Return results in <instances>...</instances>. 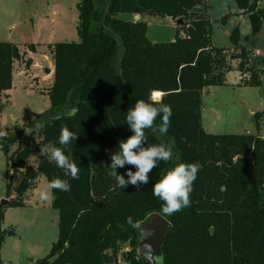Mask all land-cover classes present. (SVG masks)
I'll return each instance as SVG.
<instances>
[{"label": "trees", "instance_id": "16d2710c", "mask_svg": "<svg viewBox=\"0 0 264 264\" xmlns=\"http://www.w3.org/2000/svg\"><path fill=\"white\" fill-rule=\"evenodd\" d=\"M259 1L237 0L254 31L264 18ZM77 8L79 41L49 45L54 63L51 108L26 125L35 127L29 141L40 131L39 152L45 145L62 147L58 142L62 126L78 134L72 154L79 179L70 180L71 192L53 190L56 199L51 204L59 210V234L39 263L119 264L120 247L128 243L129 249L122 252L124 261L152 264L140 255L138 228L127 218L140 224L152 213L162 214L163 202L153 195L154 183L177 163L199 162L202 167L190 206L171 216L162 214L171 222L162 246L163 264H264V137L211 133L202 123L203 89L226 84L231 70L239 72L241 84L263 85L264 55L212 43L210 0H110L105 12L96 8L94 0H79ZM122 12L183 18L184 24H178L173 40L153 42L147 36V21L125 20L118 17ZM232 40H239L237 28ZM120 43L123 53L118 58ZM28 50L36 52L37 44L30 43ZM23 54L16 43L0 41V93L11 89L14 64ZM154 89L166 94L164 103L171 105L173 114L168 132L162 135L165 142L146 129L145 147L168 146L171 141L176 159L158 161L149 183L139 190L132 185L121 189L109 175L110 153L133 134L125 122L128 109L140 99L148 101ZM160 123L158 116L155 125ZM19 138L20 134L0 136V150L12 169L9 201L0 208V221L6 207L26 205V196L41 175L49 182L56 177L69 179L41 154L26 166L35 148L27 143L12 150ZM129 169L136 171L125 165L117 172L127 179ZM15 177H19L17 185Z\"/></svg>", "mask_w": 264, "mask_h": 264}, {"label": "rangeland", "instance_id": "374dc122", "mask_svg": "<svg viewBox=\"0 0 264 264\" xmlns=\"http://www.w3.org/2000/svg\"><path fill=\"white\" fill-rule=\"evenodd\" d=\"M110 0H94L99 11L107 9ZM253 1V0H252ZM79 0H0V41L16 42L23 59L14 64L12 87L8 94L0 93V132L5 136L20 134L14 150L19 144L30 143L34 148L26 166L33 165L39 157L38 143L42 140L40 131L29 141V134L35 127H27L30 120L51 108L49 88L52 54L49 45L55 42L79 41L77 32ZM227 3L225 10L222 5ZM209 12L212 24L211 41L219 47L246 49L264 55V18L258 31H254L251 20L239 8L237 0H210ZM258 7L264 9V0ZM118 17L131 20L127 12ZM148 23V38L155 42H167L175 38L178 24L171 18L159 15H144ZM239 31V40L234 43L232 34ZM51 42V43H49ZM38 45L28 63V46ZM123 53L120 43L118 58ZM54 64V63H53ZM238 82V84H237ZM236 83V84H235ZM236 71L228 75V83L206 86L202 93V123L211 133H257L264 137V84L248 86L239 84ZM255 113H259L257 117ZM36 126V125H35ZM161 142L163 136L155 131ZM176 153L173 143L169 145ZM12 174L7 154L0 150V208L7 198V181ZM19 177L13 184L17 185ZM49 181L41 175L33 190L26 196V205L6 207L4 218L0 221V264H40L39 261L51 251L59 234V210L50 202H41L36 196L39 188ZM129 249L124 243L119 251V264H128L122 252ZM161 264V262H158Z\"/></svg>", "mask_w": 264, "mask_h": 264}, {"label": "clouds", "instance_id": "9594fccd", "mask_svg": "<svg viewBox=\"0 0 264 264\" xmlns=\"http://www.w3.org/2000/svg\"><path fill=\"white\" fill-rule=\"evenodd\" d=\"M197 8L202 5L197 4ZM222 7L226 10L227 3ZM166 94L160 90H151L148 101L138 100L134 107L129 108L125 117V122L133 133L126 140H121L118 144V151L110 153L111 168L110 176L114 177L117 186L121 189L132 185L140 189L142 185L149 183V173L158 166V161L168 162L173 157L170 146L165 144H147L148 137L146 129L158 131L161 135L168 132L170 127V117L172 107L164 103ZM75 109L68 113L69 116L75 113ZM161 117V123L157 126L155 121ZM43 127V125H40ZM6 135L0 132V136ZM78 139V134L70 131L67 126H62L58 138L59 145H45L40 148V154L46 156L49 162H54L62 170L64 177L69 179L53 178L46 186L37 189L36 196L41 202H50L56 199L53 190L71 192L70 180L79 179V167L72 154L73 142ZM66 151L68 154H66ZM131 165L136 168L133 172L129 169L125 175L118 174V168ZM202 165L195 163H177L173 168L162 175L161 179L153 185V195L161 200V212L163 215L171 216L176 212L190 206V195L194 191V183L197 180L198 172ZM127 223L134 228H138L139 222H134L132 217L127 218ZM161 264L163 258L161 257Z\"/></svg>", "mask_w": 264, "mask_h": 264}, {"label": "water", "instance_id": "95a60500", "mask_svg": "<svg viewBox=\"0 0 264 264\" xmlns=\"http://www.w3.org/2000/svg\"><path fill=\"white\" fill-rule=\"evenodd\" d=\"M140 16L137 15L136 19ZM176 23L184 24L183 18H178ZM8 199L2 200V206L8 204ZM138 227L139 235V253L152 264L161 262L163 257L162 246L167 235L171 222L160 213H152L148 215Z\"/></svg>", "mask_w": 264, "mask_h": 264}, {"label": "crops", "instance_id": "0c3cea01", "mask_svg": "<svg viewBox=\"0 0 264 264\" xmlns=\"http://www.w3.org/2000/svg\"><path fill=\"white\" fill-rule=\"evenodd\" d=\"M132 15V19L131 20H137L136 19V17H137V15H133V14H131ZM140 16V15H139ZM140 18H142L143 19V16H140ZM174 39V38H173ZM153 42H155V40H153ZM14 43H16V42H14ZM49 43H51V42H49ZM17 44V43H16ZM18 45V44H17ZM19 46V45H18ZM37 47H38V45H37ZM19 48L21 49V47L19 46ZM29 51V50H28ZM31 54L29 55V58H31L32 59V53H34V52H31V51H29ZM235 61L233 62V64L235 65ZM50 71V74H49V76H50V78H52L53 77V75H54V64H53V61H52V66H51V68L50 69H47V72H49ZM233 71H236L238 74H239V72L237 71V70H231L228 74H227V76H226V83H228V75L231 73V72H233ZM239 77H240V74H239ZM240 79H241V77H240ZM236 84V83H235ZM237 84H238V82H237ZM240 84V83H239ZM8 91L9 90H6V91H3L5 94H8ZM5 211H6V209H5Z\"/></svg>", "mask_w": 264, "mask_h": 264}]
</instances>
